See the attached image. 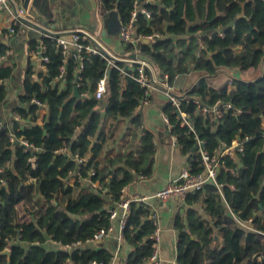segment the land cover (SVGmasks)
Listing matches in <instances>:
<instances>
[{
  "label": "trees",
  "instance_id": "16d2710c",
  "mask_svg": "<svg viewBox=\"0 0 264 264\" xmlns=\"http://www.w3.org/2000/svg\"><path fill=\"white\" fill-rule=\"evenodd\" d=\"M98 1L106 12L117 11L122 23L128 20L133 0ZM139 1L151 18L139 14L136 32L157 33L163 38L137 47L123 46L119 54L142 56L156 72L167 74L171 83L175 76L194 73L180 106L191 128L181 124L170 104L162 107L189 171L204 170L197 141L209 156L219 157L234 139H251L242 143V151L221 158L215 176L220 188L207 181L179 201L181 205L171 220L176 233V263L264 264V0ZM225 25L228 27L219 36L218 28ZM43 40L44 54L49 58L47 71L37 81L31 78L33 65L26 64L18 95L24 105L14 109L15 115L30 125L20 127L11 121L9 127L0 126V252L9 251L8 257L0 255V264H111L112 254L85 241L107 225L109 202L118 201L120 189L134 180V174H152L154 136L134 113L143 98V88L94 54L83 55L82 84L77 88L75 60L68 58L64 87L60 88L54 78L64 55L52 38ZM7 51L6 45H0V57ZM114 65L126 64L114 61ZM233 68L242 74L252 69L261 71L243 79L227 72ZM11 73L10 66L0 64V82L9 79ZM104 73L107 89L100 106L92 95L80 94L91 93ZM215 77L222 79L221 86L210 85L209 79ZM229 82L231 90L227 89ZM5 95L6 88L0 84V104ZM32 98L47 106L41 125L37 124L38 107L30 104ZM216 101L230 103L241 112L229 109L215 116L202 111L201 107L210 108ZM127 118L135 137L138 132L141 137L138 144L131 141L128 151L119 157L123 166L115 167L113 159L100 154L106 139L114 141L118 121ZM19 139L31 144L32 149H24ZM63 145L66 151L60 152ZM68 152L84 159L79 174L89 183H68L70 172L77 169ZM89 169L94 175L88 176ZM95 182L99 188L92 187ZM20 209L30 215L28 223H18ZM154 228L151 206L131 202L121 232L129 251L116 264H153L154 240L150 236ZM50 240L58 247L45 248ZM77 241L83 245L67 247Z\"/></svg>",
  "mask_w": 264,
  "mask_h": 264
},
{
  "label": "crops",
  "instance_id": "0c3cea01",
  "mask_svg": "<svg viewBox=\"0 0 264 264\" xmlns=\"http://www.w3.org/2000/svg\"><path fill=\"white\" fill-rule=\"evenodd\" d=\"M15 1L16 4H22L24 6L27 12V18L33 24H37L50 29L56 34L63 32L65 33L72 28L87 30L110 53L115 55L116 53H120L121 51H123L120 49V44L117 36L108 34L104 36L101 35L102 31L104 30L103 18L106 11L103 9L101 3L98 0ZM136 1L138 11L141 7L145 8V6L140 3L139 0ZM146 2L152 3L154 2V0H146ZM240 15L241 13L238 14V16ZM119 21H121L120 18ZM6 24L7 16L3 11H0V28L5 29ZM228 25L220 26L218 28L217 33L219 34V36H222L221 31L225 27H228ZM36 37L37 35L35 32L25 27H19L14 36H0V45L4 44L8 48L7 54L0 57V64L5 63V65L12 68L10 78L0 82V84L4 85L6 88L5 98L0 104V126L8 125L9 127V123H11V121H16L20 125V127L30 125V122L28 120L19 119L15 115L14 109L18 106L24 105L20 103V101H18V95L21 93V84L24 69L26 67V64L30 63L29 58H26L24 65H22L23 60L21 56H27V52L30 50L32 43L35 42ZM161 38H163L162 35L158 39ZM156 39L149 40L147 42L154 41ZM141 43L143 42H140L137 45ZM119 55L121 56V54ZM39 69L40 68L38 66H36V68H33L32 73H35V76H31V78L37 81H40V76L42 75V72H40ZM260 71V69H252L251 72L242 74L237 68L227 70V72H229L232 77L243 79L255 77L260 73ZM161 77V74H159L155 70V78L160 79ZM194 79L195 75L192 72H189L185 75H178L174 80L176 92L179 95H183L185 89H187V87H189L190 84L193 83ZM212 79H209V83L214 87H219L223 83L220 77H215ZM62 84L58 86L60 88L64 87V83ZM227 89H233L231 82L228 83ZM102 100H99L100 106H102ZM165 103L167 102L165 101L163 96L154 93L151 95L149 104L142 106L139 109H136V106L134 108V113L141 116L144 129L153 134L156 144V151L154 154V161L152 166L153 170L151 176L142 177L139 175H135L133 171H131V173L134 174V180L122 187L124 188V195L126 196L133 194L150 196L157 190L161 189L166 183L176 179L182 169H188V161L186 157L180 154V152L178 151V146L174 144V142H172L170 138V130L163 120L164 112L162 111V107ZM37 112V124L41 125L43 117H45V115L47 114V106L43 103V106L40 107ZM7 113L11 114V117L8 118V116H6ZM130 121L131 120L129 118L118 121V124L113 129L114 141H112L111 138L106 139L104 149L100 154L101 157H109L113 159V164L115 167L123 166V163L119 159V157H121L126 153V151H128V148H130L131 146V141L134 140L136 144H138L140 141L141 133L138 132V135L135 137V131ZM21 140L22 139H19L18 141L20 144ZM236 142L237 140L234 139L231 142V145H234ZM59 151L65 152V145H63ZM222 155L223 157L228 156L225 154V152H223ZM232 155L233 154L229 156ZM67 156L72 158L74 155L68 152ZM68 183L70 185H73L74 180L70 179ZM96 188H99L98 184ZM116 202H109L107 210L113 208ZM148 204L151 206L152 213L155 217V224L159 228L157 252L160 264H177L175 247L176 233L172 229L171 220L173 214L179 209L181 203L178 199L161 202L155 198H151L148 201ZM17 215L18 223H28L31 220L30 215H28L22 209L18 210ZM239 225L241 227L245 226V224L243 226L241 224ZM113 227L114 231L110 235H108L100 242H95L93 246L96 248H103L110 254H112L111 264H116L122 255H126L128 253L129 246L123 242V239L120 241L117 240V223L115 221L113 222ZM244 228H249V225H246ZM44 247L47 249H53L55 247H58V244L50 240L45 243Z\"/></svg>",
  "mask_w": 264,
  "mask_h": 264
},
{
  "label": "built area",
  "instance_id": "2783aa9c",
  "mask_svg": "<svg viewBox=\"0 0 264 264\" xmlns=\"http://www.w3.org/2000/svg\"><path fill=\"white\" fill-rule=\"evenodd\" d=\"M0 11H3L7 16V24L5 29L0 28V36H14L19 27H25L29 30H32L36 33L37 37L35 39V45L30 48L27 52V58L30 60V64L33 65L34 68L38 66L39 71L44 75L47 71L46 64L49 61L47 55L44 54L46 50V45L44 44V38H52L54 44L57 49H59L63 55L64 60L63 64L58 68V74L54 78V82H57L58 85L64 83V79L66 77V63L68 58H73L75 60V72H76V88L81 86L82 77L80 73L84 68L83 64V55L84 54H94L102 57L109 66H114L117 70H119L124 76H128L138 82V84L143 88V98H141L137 105L136 109L141 108L149 104L151 95L154 93L160 94L164 97L165 101L173 107L176 111L178 117L181 119L182 125H187L191 128L190 122L186 119L185 114L180 111L181 100L183 96H177L175 94L176 88L174 82L171 83L169 80V76L167 74H161L160 79L155 78V69L153 66L142 56H137L134 53V57H125L120 56L119 52L115 55L110 53L106 48H104L94 36L83 29H70L65 33H54L52 30L42 27L37 24H33L29 21L26 16V9L24 6L16 4L15 0H0ZM142 14L146 19L151 18V13L146 8L141 7L138 11L137 9V1L134 0L132 2V8L130 11V16L125 23L120 21V30L117 34L120 49L123 50V46L133 45L136 46L140 42H147L149 40L158 39L161 37L160 34L157 33H141L136 32V20L137 16ZM100 44L103 48L101 50L98 47ZM121 53V52H120ZM109 56H113L114 59ZM114 61H120L125 63L124 66H116L114 65ZM31 76H35V73H32ZM177 76H175L176 79ZM106 80L107 73H104L102 77L98 79L96 82L94 90L89 93L84 91L80 94L82 97H88L92 95L93 98L97 100H102L106 93ZM63 85V84H62ZM197 103V101H195ZM30 104L36 105L38 109L43 106V102L37 100L36 98H32L30 100ZM202 111L208 114H214L215 116H220L223 111L226 110H236L237 113H240L241 110L234 107L230 103H222L221 101H216L210 108L201 107ZM163 120L167 124L168 129L170 130V124L168 118L165 114H163ZM170 138L174 144H176V138L170 134ZM10 141H14V136L10 135ZM250 138H245L242 142H236L234 145L225 146L223 151H221L219 157H211L206 151L201 149V141H197V147L199 148V153L201 156V160L204 165V170L200 173H191L188 169H182L178 177L168 183H166L161 189L157 190L150 196H141L138 194L133 195H124V188L120 190V197L116 202L113 208L108 209V223L105 227L98 229L91 238L86 239L85 244L100 242L105 239L108 235H110L114 231L113 222L117 223V240H122V229L126 222V217L129 211V205L131 202H143L148 204V201L151 198H155L161 202H167L172 199H178L182 202L186 195L189 192H194L200 190L207 181H213V183L220 188L215 182L216 172L220 166L221 158L223 157V152L226 155H231L235 150L242 151L243 142H250ZM21 145L24 146V149H32V145L29 144L25 140H21ZM227 152V153H226ZM74 161H76V171L70 172V179L81 180L85 183H89L88 180L80 178L79 174V164L83 162V158L78 155H74L72 157ZM0 169V173H1ZM88 176L94 175L93 169L87 170ZM0 182L3 181L0 179ZM92 187H97V183H91ZM154 224H155V217ZM251 219L248 220L250 223ZM242 226L244 224L238 222ZM246 226V225H245ZM158 233L159 228L155 224V228L153 233L151 234V238L154 240V249L153 253L150 256V262L153 264H160V260L157 252V243H158ZM83 245L81 241L74 242L72 244L67 245V247H78ZM92 264H102L92 262Z\"/></svg>",
  "mask_w": 264,
  "mask_h": 264
},
{
  "label": "water",
  "instance_id": "95a60500",
  "mask_svg": "<svg viewBox=\"0 0 264 264\" xmlns=\"http://www.w3.org/2000/svg\"><path fill=\"white\" fill-rule=\"evenodd\" d=\"M120 21H119V17H118V13L117 11L115 10H111V11H108L104 14V18H103V31L101 33V35H115L117 36L119 30H120ZM57 35V34H55ZM98 47L103 50L102 46L100 44H98ZM104 51V50H103ZM134 57V54L132 55ZM110 58L114 59L113 56H109ZM22 60H23V63L22 65H24V62L26 61V58L27 56L24 55V56H21ZM175 94L177 96H182V95H179L177 92H175ZM74 95L76 97H78V93H77V89L74 88ZM8 118L11 117V114L7 113ZM0 255H6L7 257L9 256V251L8 250H3L0 252Z\"/></svg>",
  "mask_w": 264,
  "mask_h": 264
}]
</instances>
